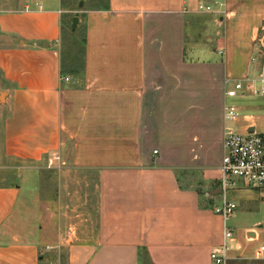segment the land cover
I'll return each instance as SVG.
<instances>
[{
	"label": "crops",
	"instance_id": "obj_1",
	"mask_svg": "<svg viewBox=\"0 0 264 264\" xmlns=\"http://www.w3.org/2000/svg\"><path fill=\"white\" fill-rule=\"evenodd\" d=\"M198 3L109 0V9L83 11L85 70L79 76L61 73L63 0H22L0 13V264L47 263L50 242L66 232L77 175L89 177L96 225L73 227L91 235L65 241L66 264H211V249L223 237L215 210L224 106L220 116L208 109L225 105L226 78L249 76L264 0H220L221 9L209 15L214 29L224 32L205 61L186 59ZM181 86L189 88L184 98L208 94L210 100L201 113L189 106L187 131L220 132L222 156L202 171V180L169 162L144 133L182 131L155 118L158 104L180 103ZM178 103L170 111L172 124ZM241 115L239 132L248 120L264 129V118L256 123ZM54 156L64 167L51 197L42 171ZM261 246L264 217L231 241L230 264L263 262L257 258Z\"/></svg>",
	"mask_w": 264,
	"mask_h": 264
},
{
	"label": "rangeland",
	"instance_id": "obj_2",
	"mask_svg": "<svg viewBox=\"0 0 264 264\" xmlns=\"http://www.w3.org/2000/svg\"><path fill=\"white\" fill-rule=\"evenodd\" d=\"M22 0H0V13L8 12L13 10L19 2ZM27 1V0H26ZM30 1V0H29ZM68 13L65 14L64 20V28L63 35L64 39L62 40V49L64 51L71 50V53H75L78 55V58L82 60V44L81 41L85 36V25L83 20L82 12L94 7L96 0H63ZM82 3V5H81ZM199 5L204 7V11L198 15H193L189 20V27L187 29V44H186V59L187 60H199L205 61L208 60L209 55L206 54L209 48L214 47L216 45V38H221L223 29L215 30L213 27L212 17L209 15L207 11V7H211L215 12L221 9L220 0H200V4H196L193 6V9L198 11ZM74 18H77L78 24L75 32L77 33L76 37V49L74 47V42L70 38L69 30L72 27V23ZM207 29V30H206ZM221 32V33H220ZM217 33L218 34L217 36ZM264 44V24L261 26L259 31L258 39L254 43V54L258 53L261 50V45ZM74 49V51H73ZM67 52V53H68ZM222 55V54H220ZM217 55V57H220ZM68 59V56H67ZM256 66L252 63L251 72L249 76L252 77L255 74ZM186 79H190V76H185ZM187 84V83H186ZM228 87L227 89H229ZM188 89L186 86L177 87V96L180 103L176 100L179 105L178 110L176 112L177 118L174 120V115H171L170 112L172 107L174 108V103L168 104H158L156 107L155 118L162 119V124H167V127L173 125H178V129L182 130L180 132H144L146 139L149 142L157 144L161 150H163V155H165L166 159L169 162H173L177 165H182L184 168H190L191 171H187L186 174L189 176L196 177L197 179H201L202 171L212 167L214 163L217 161V156H222V152L219 149V139L220 132H188L189 126V117H191V109L189 106L197 109L201 112H204L203 107L207 106L209 108L210 100L207 94V97L203 94L199 98H189L190 96L184 98V94L188 93ZM206 90V89H205ZM204 90V92H205ZM202 93V91L200 90ZM5 95L2 94L1 102L4 101ZM208 102L206 105L204 102ZM197 102V103H196ZM226 102L230 104L236 105L239 110L242 111L243 115H250L251 117H255L256 123H258V117L264 118V96H246L245 98H237L235 100H227ZM191 103V104H190ZM202 104V105H198ZM188 104V105H187ZM190 104V105H189ZM172 105V106H171ZM205 105V106H203ZM224 104H220L219 102L216 104H211L208 112L212 115L220 116L223 111ZM199 108V109H198ZM264 120V119H263ZM262 120V121H263ZM159 121V120H158ZM252 121V120H251ZM253 122V121H252ZM242 125L243 122H240ZM264 125V121L260 122ZM196 127V126H194ZM242 131H240L241 133ZM219 149V151H218ZM204 166L203 170L201 167ZM199 168V170L197 169ZM197 171H194L196 170ZM42 171V180L46 189H48L53 197V192L55 189L54 179H57V174L59 171L49 170ZM53 171H56L54 173ZM47 172H52V175L49 177L52 179L50 184L48 185L47 181ZM198 172V173H197ZM214 174H218V172L214 171ZM81 177V178H80ZM1 178V176H0ZM89 181V177H85V175H77L75 178V192L73 201H70L69 205L71 206L68 210V219L64 225V229L66 232L59 233L58 236L61 238L55 240L50 251H48V255L46 257V264H66L67 263V253L69 244L65 242L69 240V237L74 238L77 236L91 235L87 233H75L73 227L76 225H96V215H97V207L96 202H94L91 194L90 188L91 185L86 184ZM239 188V189H238ZM237 189V190H236ZM242 189V190H241ZM28 188L25 189L27 192ZM234 191L233 195H230L231 192ZM257 192V193H255ZM24 196V194H23ZM91 196V197H90ZM230 201L236 204L237 209L235 210L232 217L228 220L227 226L232 229L235 236H239V234L243 235L246 229L254 227L256 223H263L264 217V190L254 189L245 186H237L233 187L229 193ZM92 198V200H91ZM95 198V194H94ZM220 201V200H219ZM218 203V202H217ZM220 205V204H219ZM57 222V221H56ZM59 225V222H57ZM222 225V224H221ZM222 228V227H221ZM72 230V231H71ZM74 231V232H73ZM61 240V241H60ZM61 242H63L61 244ZM264 264V262H261ZM211 264L212 261H211Z\"/></svg>",
	"mask_w": 264,
	"mask_h": 264
},
{
	"label": "built area",
	"instance_id": "obj_3",
	"mask_svg": "<svg viewBox=\"0 0 264 264\" xmlns=\"http://www.w3.org/2000/svg\"><path fill=\"white\" fill-rule=\"evenodd\" d=\"M203 6L199 11L203 12ZM208 13H215L211 7H207ZM261 50L254 54L252 63L256 66L254 76L242 79L226 78L225 105H224V129H223V162L220 167L221 202L215 213L223 222L222 242L211 249L210 258L213 264H230L229 252L231 241L235 235L228 228L227 222L234 214L237 206L230 201L229 193L233 187L239 184L245 187L264 190V129H260L251 120L246 123L244 133L237 130L236 124L242 117L239 108L226 102L246 96H264V44ZM68 82V78L62 79ZM230 87L229 89H227ZM158 152L156 151L155 154ZM64 163L60 156H54L47 162V169L61 171ZM257 258L264 262V246L257 252Z\"/></svg>",
	"mask_w": 264,
	"mask_h": 264
},
{
	"label": "trees",
	"instance_id": "obj_4",
	"mask_svg": "<svg viewBox=\"0 0 264 264\" xmlns=\"http://www.w3.org/2000/svg\"><path fill=\"white\" fill-rule=\"evenodd\" d=\"M94 8L98 10L99 9H105V10L109 9V0H96L94 4ZM69 33H70L69 34L70 38L73 41H75L73 44L76 49L77 41L75 39L77 37V33L72 30V27L70 28ZM63 39H64V35H62V40ZM81 44H82V60L78 58V55L76 54V52L71 53V50H69L70 52L62 50V53H61V60H62L61 61V73L62 75L72 74L75 76H79L80 74H82V72H84L85 70L84 56H85V45H86L85 36L83 40L81 41ZM67 56H68V59H67ZM242 264H261V263H242Z\"/></svg>",
	"mask_w": 264,
	"mask_h": 264
},
{
	"label": "water",
	"instance_id": "obj_5",
	"mask_svg": "<svg viewBox=\"0 0 264 264\" xmlns=\"http://www.w3.org/2000/svg\"><path fill=\"white\" fill-rule=\"evenodd\" d=\"M82 5V3H81ZM78 19L77 18H74L73 20V23H72V30L75 31L76 30V27H77V24H78ZM221 193V189L218 190V194Z\"/></svg>",
	"mask_w": 264,
	"mask_h": 264
}]
</instances>
